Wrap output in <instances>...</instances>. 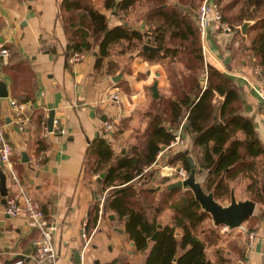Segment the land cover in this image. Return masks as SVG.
<instances>
[{
  "label": "crops",
  "instance_id": "0c3cea01",
  "mask_svg": "<svg viewBox=\"0 0 264 264\" xmlns=\"http://www.w3.org/2000/svg\"><path fill=\"white\" fill-rule=\"evenodd\" d=\"M61 2L0 0V44L9 51L8 59L0 62V83L5 85L7 93L6 98H0V119L12 148V169L19 185L38 201L45 218L55 226L51 233L52 248L57 255L55 264H145L146 256L136 252L116 214L110 212L102 217L98 210L96 224L89 225V214L102 196L98 182L100 174L94 172L93 152L98 138H102L116 156L134 147L126 145L133 141L131 124L136 119L134 112L145 100L147 91L154 99L150 91L154 81H157L158 98L167 95L166 74L158 62L148 61L143 56L140 51L143 41L135 49H128L126 43L117 45L110 51L102 70L96 72L94 54L98 36L92 40L93 46L81 62L66 66L67 41L60 18ZM91 3L106 16L108 29L120 24L116 14L104 9L102 0H91ZM131 8L125 25L143 35L150 26L141 13L133 16ZM208 39L209 50L224 71L211 58L207 60L211 59L231 77L237 78L234 74H238L255 81L244 62L238 68L227 49L222 53L220 34H212ZM119 74H122L121 87L111 81ZM237 79L242 87V113L253 119L264 142V110L260 107V100L245 81ZM114 90L119 93V102H106L104 98ZM10 100L25 107L28 121L23 131L17 129ZM49 111L54 112L53 129L43 134ZM121 117L124 119L119 121ZM103 118L112 122L111 131L103 130ZM39 142L46 150L38 153ZM167 151L165 148L159 152L145 174L152 173L156 180L158 170L163 167L158 160ZM42 152L46 156L41 165L32 168V158ZM23 153L28 162H23ZM0 173L4 175L7 195L13 194L16 184L1 162ZM243 181L231 184L238 201L247 199L239 198ZM156 186H160L156 191L163 189L160 184H153L151 188ZM165 212L169 217L172 214L170 210L162 214ZM111 214L115 215L112 220L108 218ZM257 215L259 222L249 231L256 235L251 246L247 244L246 235L239 228L234 229L241 236L237 244L244 253L243 261L236 264H264V207L256 204L253 216ZM169 217L166 223L159 221L158 224L166 225ZM244 224L246 226V222ZM39 240L40 233L30 221L22 216L12 218L0 211V264H16L18 261L36 264L32 256Z\"/></svg>",
  "mask_w": 264,
  "mask_h": 264
},
{
  "label": "trees",
  "instance_id": "16d2710c",
  "mask_svg": "<svg viewBox=\"0 0 264 264\" xmlns=\"http://www.w3.org/2000/svg\"><path fill=\"white\" fill-rule=\"evenodd\" d=\"M136 1L102 0L104 9L116 14L120 21L119 25L108 29L106 16L94 8L91 0H62L60 18L67 41L66 66L70 65L74 52H90L92 40L97 36L96 72L102 70L110 51L117 45L126 43L128 49L139 47L142 34L125 25V16ZM212 1L220 7L224 25L229 26L235 19L240 23L253 22L246 31L249 44L244 49L258 67L259 77L264 76V0ZM199 2L151 0L144 18L152 34L150 45L160 51H140L153 62L179 56L183 58L187 74L177 82L170 98L152 100L143 147H133L116 156L106 142L98 138L93 152L94 172L104 174L100 180L101 192H106L102 217L110 212L116 214L136 252L146 256L145 264H236L244 259L237 242L231 241L230 252L225 255L218 249L216 260L211 261L206 249L213 246L220 235L216 228H211L204 240L199 238V227L210 215L202 211L192 192L167 190L166 186L175 180L169 175L154 183L152 173L142 174L144 168L155 162L161 147L173 149L169 146L179 130L182 145L188 139L187 147L174 146L176 151L169 153L168 166L188 173L187 156H191L202 189L212 193L220 203L229 202L232 183L247 179L246 198L264 207V142L253 119L242 113L241 81L222 72L211 59L206 62L203 59L191 13ZM236 8L238 11L233 14ZM238 32L241 34L240 29ZM260 107L264 110L261 101ZM45 150L44 144L39 142L37 152ZM153 184L163 185V189L151 190ZM98 210L96 205L89 214L91 227L98 220ZM165 210L172 213L169 222L158 231L156 240L151 241L157 231L158 217ZM258 222L259 215L250 217L246 221L248 231ZM175 231H179L180 236H175ZM175 256L176 262L173 261Z\"/></svg>",
  "mask_w": 264,
  "mask_h": 264
},
{
  "label": "built area",
  "instance_id": "2783aa9c",
  "mask_svg": "<svg viewBox=\"0 0 264 264\" xmlns=\"http://www.w3.org/2000/svg\"><path fill=\"white\" fill-rule=\"evenodd\" d=\"M195 24L199 33L201 50L203 59L206 62L208 58H211L214 62H217V65L224 71V67L215 59L212 55L211 51L208 47V38L210 35L225 33H230V27L224 25L222 23V15L220 7L213 2L212 0H204L203 3L197 9V12L194 16ZM151 31L147 30L142 35L143 45L150 44L151 41ZM9 57L8 49L0 44V62H5ZM86 57L85 53L74 52L70 59L69 64L75 65L81 62ZM257 68V67H256ZM258 69V68H257ZM235 77L240 78L245 81V83L249 86V88L255 92L257 97L261 102L264 103V76L257 78L255 81H251L250 79L234 74ZM106 102H119V93L117 90H114L106 95L104 98ZM10 106L14 110L15 122L17 124V129L19 131L24 130V125L27 123L28 119L24 114L25 107L22 104H18L14 100H10ZM264 125V121H263ZM113 129V125L111 121H104L103 130L105 132H109ZM42 133H47V128L43 127ZM180 130L178 131L175 140L170 144L169 147H174L178 145H182V140L179 137ZM12 156V148L7 138L5 137V127L3 122L0 119V162L4 169H6L13 182L16 184V191L5 197V204L2 205L0 203V211L5 215L16 218L19 216L24 217L28 221L32 223V225L39 231L40 240L36 243L35 253L32 256L33 261L36 264H55L57 255L52 248L51 243V233L54 231L55 226L53 223L48 222L45 218L44 212L38 203V201L29 195L24 188L19 185L17 178L12 169L11 158ZM45 153H40L32 158L31 166L36 169L40 166V161L45 158ZM149 170L148 168H144L142 174L146 173ZM179 180H183L187 177V173L183 170L178 172ZM106 196V192L102 194L98 199V208L99 215L101 214V209L103 206V202ZM242 232L246 235L247 244L251 246L256 238L254 232H249L243 226L240 227ZM262 256L264 258V232L262 235ZM16 264H22L21 261L16 262Z\"/></svg>",
  "mask_w": 264,
  "mask_h": 264
},
{
  "label": "rangeland",
  "instance_id": "374dc122",
  "mask_svg": "<svg viewBox=\"0 0 264 264\" xmlns=\"http://www.w3.org/2000/svg\"><path fill=\"white\" fill-rule=\"evenodd\" d=\"M172 1V0H169ZM204 0H200L198 6L193 9L191 11V13L193 14V16L196 14L197 9L199 8V6L203 3ZM151 2L149 0H139L137 1V3H135V5L131 8L132 10V15L133 16H138L139 13H141L142 16H145V14L148 12L150 6H151ZM238 11V9L236 8L234 11H232L233 14H236ZM130 13V11H129ZM129 13L125 16V18L128 19ZM262 13L258 14L261 15ZM141 16V17H142ZM242 23H240V21L238 19H235L233 21L232 24H230V33L228 34H220L221 37V44H222V53L225 51V49H227V51L229 52V56L232 57V60L234 61V63L238 66V68L241 65V62H247V67L250 69L251 74L253 75V78H259V70L257 69L258 67L256 66V64L251 60V58H249L248 53L245 51L244 47H247V45L249 44V40L247 35L243 36L244 38H241L242 34H239L238 30L240 29ZM218 35V34H217ZM208 43H209V39H208ZM246 60V61H244ZM155 62H158L163 71L166 74V79L168 81V91H167V95H163L161 98H170V96L173 95V93L175 92L174 89H176L177 87V82L180 80V78L184 77V75L187 74L186 69L184 68V62H183V58L181 57H176L175 59H170V58H165V59H156ZM257 67V68H256ZM255 79V80H256ZM130 102H132L130 100ZM152 103V99L150 97L149 91L146 92V96H145V100H143V102L141 103V105L137 108L138 110L136 112H134V115L136 116V119L134 120V122L131 124L132 126V132H131V138L133 139L132 143L127 142V144H129V146L134 145V147H143L144 145V132H145V128L147 127V123H148V118H149V113L151 112V107L150 104ZM124 117H121L119 119L123 120ZM144 131V132H142ZM187 139V138H186ZM177 147V146H175ZM175 147H173V149L168 150L167 152H165L164 154H162V156L159 158V162L161 166V169L158 170L159 174L157 175V178L155 181H158L163 175L168 174L171 177H174L175 180H172V182L177 181V177H178V172L180 170H177L176 167H170L166 164V161L168 159L169 153L176 151ZM180 149H185L187 147V142L183 143ZM165 149H163L164 151ZM162 153V150H161ZM166 167H170L169 169H165ZM188 175V173H187ZM155 178V177H153ZM196 180L198 182H200V178L197 175L196 176ZM247 179L243 181V183H241V192L239 194V198L241 199H245L246 198V193L244 191V189H242L243 187L245 188V185L247 184ZM245 183V184H244ZM245 197V198H244ZM220 203V202H219ZM229 202H221L220 204L226 206L228 205ZM168 212L163 213L160 218L159 221L166 223L168 220ZM243 226V225H242ZM245 229H247V227L243 226ZM211 228H215L213 226V222L210 219H207L205 222H203L201 224V226L199 227L198 230V236L203 239L204 238V233L208 232ZM240 229V228H239ZM216 230L218 231L220 238L219 240L213 245V246H209L206 249V255L207 257L211 260V261H215L216 260V256H215V251L216 250H220L223 254L226 255V251H230V246L229 243L230 241H236L237 243L239 241H241L240 237L238 236L239 234H237V230H232L231 232H228L224 227H216ZM240 231H242L240 229Z\"/></svg>",
  "mask_w": 264,
  "mask_h": 264
},
{
  "label": "water",
  "instance_id": "95a60500",
  "mask_svg": "<svg viewBox=\"0 0 264 264\" xmlns=\"http://www.w3.org/2000/svg\"><path fill=\"white\" fill-rule=\"evenodd\" d=\"M252 21H244L240 27V32L243 36L246 35L247 28L252 24ZM144 52H159L160 48L151 46L150 44H145L142 47ZM96 54V53H95ZM94 54V55H95ZM122 79V74L115 76L111 79L114 84H117ZM152 98L157 99V81H154L150 87ZM6 88L3 83H0V98H6ZM105 119L103 118V121ZM54 121V112L49 111L46 121L48 132H52ZM185 128V126H184ZM161 149H165L161 147ZM23 162H28V157L25 153L22 154ZM189 163V172L185 179L177 180L166 186L167 190L174 189H185L190 190L194 196V199L199 203L203 212L208 213L215 227L223 226L228 231L240 228L250 217L253 216L255 210V203L249 199L238 201L235 198L234 189L230 191V198L228 205L224 206L217 202L212 193H206L202 189L200 183L196 180L197 168L191 156H187ZM104 177V174H100L98 177V182ZM152 190H159L160 186L152 187ZM7 196V189L5 185L4 175L0 173V197L1 204H5V197ZM115 215L111 214L108 216L109 219H114ZM157 231L154 233L151 241H155L158 235V231L162 229L161 224H157ZM180 233L175 231V236H179ZM133 245V243H131ZM78 259V255H75ZM173 261H177V256L173 258Z\"/></svg>",
  "mask_w": 264,
  "mask_h": 264
}]
</instances>
